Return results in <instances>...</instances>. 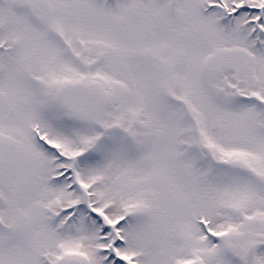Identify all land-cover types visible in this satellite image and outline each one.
<instances>
[{
    "label": "snow or ice",
    "instance_id": "obj_1",
    "mask_svg": "<svg viewBox=\"0 0 264 264\" xmlns=\"http://www.w3.org/2000/svg\"><path fill=\"white\" fill-rule=\"evenodd\" d=\"M0 264H264V0H0Z\"/></svg>",
    "mask_w": 264,
    "mask_h": 264
}]
</instances>
